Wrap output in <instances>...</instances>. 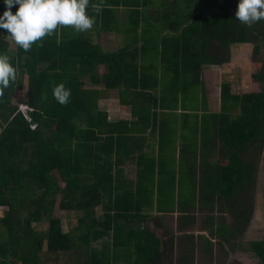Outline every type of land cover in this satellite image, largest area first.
<instances>
[{
	"label": "trees",
	"instance_id": "trees-1",
	"mask_svg": "<svg viewBox=\"0 0 264 264\" xmlns=\"http://www.w3.org/2000/svg\"><path fill=\"white\" fill-rule=\"evenodd\" d=\"M91 3L103 4L99 14L86 9L95 17L91 30L77 32L72 26L58 25L52 35L42 38V47L37 42L29 51L0 28V56L6 55L18 69L17 80L0 97V206H4L0 210V264H44V252L58 256L75 247L82 248L75 253V264H110L117 254L97 250L93 243L108 236V240L100 242L102 247L122 244L121 221L141 208L128 205L117 192L112 197L109 149L115 143L112 134L122 132L124 122L117 125L107 121V113L97 105L99 92L85 88V81L107 89L125 87L126 91L119 92L121 102H128L126 96H132L135 103L152 100L162 107L170 102L178 106L180 94L184 95L181 103L186 94L193 98L199 86L202 109H206L202 65L229 62L233 43H253L252 52L257 53L254 38L260 39L264 33V20L255 23L258 28L241 24L235 10L222 9L217 0ZM146 7L156 9L149 13ZM18 8V4L14 5L13 13ZM119 8L125 9L124 29L118 28ZM5 10V2L0 0V16ZM122 30L125 39L133 36L142 44L130 41L132 44L115 51H104L91 37L93 32ZM150 51L163 72L153 77L152 83L144 63ZM100 65L105 66V71L99 72ZM24 77L27 115L12 100L14 91L23 87ZM252 78L260 82V88L242 92H233L231 82L222 81L221 110L206 113L212 120L208 133L219 137L224 156L213 166L212 179L216 171L221 183L201 189L200 193L207 196L203 205L208 211L223 208L221 197L230 198L236 224L225 230L231 237L242 235L250 222L256 166L248 153L264 145V67L258 73L252 66ZM59 84L71 92L66 105L59 104L53 96ZM158 87L157 93L145 91ZM131 107L132 114L140 112L135 104ZM206 134L202 131L201 137ZM124 196L130 197L131 192L126 191ZM98 205L103 211L99 219L95 217ZM56 206L82 211L74 230L63 231L60 218L52 214ZM44 217L47 228L37 229L34 223ZM249 245L264 264V238L251 240Z\"/></svg>",
	"mask_w": 264,
	"mask_h": 264
},
{
	"label": "crops",
	"instance_id": "crops-1",
	"mask_svg": "<svg viewBox=\"0 0 264 264\" xmlns=\"http://www.w3.org/2000/svg\"><path fill=\"white\" fill-rule=\"evenodd\" d=\"M155 9L146 7L149 13H154ZM124 13L125 9H118V28L121 29L126 28ZM124 34L123 30L121 33L102 31L93 32L91 37L104 51H115L132 41L138 46L142 44L141 40L137 41L133 36L125 39ZM234 44L230 48L231 56ZM144 61L152 83L153 77L161 76L162 69L151 51L145 54ZM224 65L227 64L202 65L206 109H202L200 88L194 89L197 94L193 98L186 94L185 102L182 103L184 95L180 94L178 106L170 102L169 106L162 107L152 100L143 103L136 100L135 103L132 96H126L128 102H121L119 92L125 87L107 89L103 85L85 81V88L99 92L97 105L107 113V121L117 125L124 122V130L112 134L115 143L109 149L113 175L112 197L117 192L119 198L122 201L124 198L128 205L141 206L121 221L124 227L120 232L122 244L102 247L100 242L108 240V236L93 243L92 247L97 250L107 249L117 254L116 260L110 264H263L249 245L255 239L246 242L245 235L252 226L253 216L242 235L228 236L229 232L225 229L229 230L236 224L233 213L227 212L228 209L231 211L230 198L221 197L223 208L208 211L203 205L207 196L200 193L201 189L221 183L216 171L215 178L212 177L213 166L222 162L223 144L217 135L211 131L208 133L212 120L206 113L220 112L222 81L229 80L231 90L235 92V83L225 78L226 73L223 77V72H220ZM101 71H105L104 65L99 66ZM211 87L219 95L218 108L207 98V91ZM145 91L157 93L159 87ZM132 104L140 112L132 114ZM233 113L232 116L237 113V109ZM202 131L207 132L204 138L201 137ZM126 191L131 192L130 197L124 196ZM54 211L60 214H54ZM61 213L75 214L71 216V225L67 228L63 225L65 217ZM102 213L101 205H98L95 217L102 218ZM52 214L60 218L65 232L74 230L82 218V211L65 210L57 206ZM79 249L82 248L75 247L66 252L70 253V260L65 264L78 263L75 253Z\"/></svg>",
	"mask_w": 264,
	"mask_h": 264
},
{
	"label": "clouds",
	"instance_id": "clouds-1",
	"mask_svg": "<svg viewBox=\"0 0 264 264\" xmlns=\"http://www.w3.org/2000/svg\"><path fill=\"white\" fill-rule=\"evenodd\" d=\"M6 10L0 16V28L14 39L15 43L25 51H29L33 44L39 42L43 46L42 38L52 35L58 25L72 26L77 32H86L93 28L95 17L86 13L91 8L97 14L103 10L102 3H91V0H4ZM19 8L13 13L14 5ZM236 19L244 25L264 20V0H239ZM18 78V69L8 57L0 56V97L4 96V89ZM53 96L61 105L69 102L71 92L63 84L53 89ZM47 97L45 96L44 99Z\"/></svg>",
	"mask_w": 264,
	"mask_h": 264
},
{
	"label": "rangeland",
	"instance_id": "rangeland-1",
	"mask_svg": "<svg viewBox=\"0 0 264 264\" xmlns=\"http://www.w3.org/2000/svg\"><path fill=\"white\" fill-rule=\"evenodd\" d=\"M217 2L220 4L219 6L222 9L235 11L237 10V6L239 4V0H217ZM252 26H254V28H258L257 24H253ZM254 40L255 43L258 44L259 48L258 52L254 54L252 52L254 46L253 43H244L242 45L240 43H233L234 45L232 46V56H230V61L224 63L227 65H224L223 69L220 71L223 72V77H225L224 74L226 73L227 77L225 78L232 79V82L235 83L233 88L235 92H242L243 90L249 91L252 88L258 87L260 88V82H255L252 78V66L255 67V72L258 73L264 67V33L261 35L260 39L254 38ZM10 47H15L14 41L12 40H10ZM223 77L222 79H224ZM23 82V87L14 91L12 100L14 103L19 104V108L27 115V111L29 109L27 105L23 103L26 97V77H24ZM217 85H219V82ZM199 88V86L195 87L196 90H199ZM218 96V93L212 87L207 91V98L209 102L212 103L213 106L215 104L217 108L219 103ZM248 157L255 163L256 170L254 172V183L252 188L253 211L251 212V216H253V219L251 222L252 226L245 235L246 242L251 239L264 238V145L261 149L255 152L249 150ZM246 201H248V195H246ZM0 210H2L1 207ZM227 212L232 213L229 209ZM54 214H60V212L54 211ZM61 216L65 217L63 225L67 228L71 225V216H75V214L61 213ZM34 226L41 230V228H45L47 226V221L44 219L43 221L34 223ZM42 257L44 264H65L70 260V253H58L57 256L52 253L44 252ZM55 257L58 259L55 260Z\"/></svg>",
	"mask_w": 264,
	"mask_h": 264
},
{
	"label": "built area",
	"instance_id": "built-area-1",
	"mask_svg": "<svg viewBox=\"0 0 264 264\" xmlns=\"http://www.w3.org/2000/svg\"><path fill=\"white\" fill-rule=\"evenodd\" d=\"M2 209L4 208V206H0Z\"/></svg>",
	"mask_w": 264,
	"mask_h": 264
}]
</instances>
